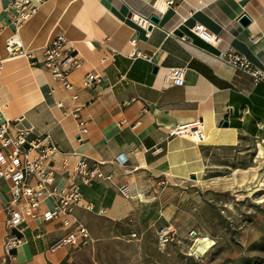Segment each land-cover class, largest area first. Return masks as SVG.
Returning a JSON list of instances; mask_svg holds the SVG:
<instances>
[{
	"label": "crops",
	"instance_id": "0c3cea01",
	"mask_svg": "<svg viewBox=\"0 0 264 264\" xmlns=\"http://www.w3.org/2000/svg\"><path fill=\"white\" fill-rule=\"evenodd\" d=\"M6 6L7 0H0V57H6V40L15 31ZM242 15L247 24L239 21ZM133 16H156L158 23L148 29L151 22L144 27ZM195 23L215 34L217 43L192 33ZM60 33L81 59L69 75L73 88L66 90L27 58L5 59L0 122L9 121L12 130L27 128L52 138L59 148L53 157L58 187L75 182L76 159L69 157L65 168L64 153L76 152L99 163L105 174L112 173L110 180L79 184L82 200L73 216L89 230L93 219L116 221L133 213L135 206H128L119 192L123 184L141 196L150 187L192 175L199 181L214 149L247 139L264 145V78L255 79L223 57L234 50L264 72V0H174L172 5L166 0H43L17 29L26 48L38 49V57L39 49ZM255 36L257 43L251 40ZM171 67L185 68L182 86L166 81ZM88 72L100 75L96 88L81 84ZM76 107L86 121L85 134H79L72 114ZM195 120L203 124L201 143L170 134L174 127ZM155 147L161 150L153 153ZM121 153L127 156L122 164L115 160ZM9 198V181L0 180V264ZM52 204L45 198L37 216L24 222L25 241L14 251L18 264L69 262L72 247H55L67 230L59 219L41 217Z\"/></svg>",
	"mask_w": 264,
	"mask_h": 264
},
{
	"label": "rangeland",
	"instance_id": "374dc122",
	"mask_svg": "<svg viewBox=\"0 0 264 264\" xmlns=\"http://www.w3.org/2000/svg\"><path fill=\"white\" fill-rule=\"evenodd\" d=\"M210 158L199 181L150 187L125 198L137 212L93 219L88 242L70 245L64 264H264V145L247 139ZM164 225L173 236L161 246Z\"/></svg>",
	"mask_w": 264,
	"mask_h": 264
},
{
	"label": "built area",
	"instance_id": "2783aa9c",
	"mask_svg": "<svg viewBox=\"0 0 264 264\" xmlns=\"http://www.w3.org/2000/svg\"><path fill=\"white\" fill-rule=\"evenodd\" d=\"M42 2L43 0H7L6 8L10 12V21L15 31L6 40L4 47L6 57H0V73L5 59L24 57L29 59L32 65L39 64L47 70L63 88L71 90L74 85L69 75L81 64V59L64 34L55 35L47 45L39 49L40 57L36 54L38 49L26 48L17 35V29L36 13ZM166 3L172 5L174 0H166ZM132 18L144 27L150 24L146 18L139 16ZM190 30L204 42L215 44L218 41V37L201 23H195ZM181 40L184 41L185 37ZM251 40L257 43L259 37H252ZM223 57L231 65L253 75L255 79L264 78V72L255 69L244 55L229 50L223 53ZM184 75V67H171L167 70L165 79L170 85L182 86ZM100 83L101 77L96 72H88L81 79V84L87 88H96ZM72 98L75 99L77 96L73 94ZM78 111L79 108L76 107L72 114L78 122L81 135L87 132V126ZM170 134L187 137L196 143H201L205 139L203 124L200 120L178 125L171 129ZM160 150V147L152 149L153 153ZM57 153L59 148L48 134L38 135L27 128L12 130L9 121L0 122V180L9 181L10 195L6 219L8 231L2 243L1 261L4 264H18L14 251L25 241L23 224L28 217L37 216L40 203L48 197L52 199L53 204L50 209L41 214L42 219L44 221L59 219L61 225L67 230V233L56 242L55 247L85 244L89 240L88 228L73 216L75 207L80 205L82 200L79 184H87L93 179L110 180L113 175L105 174L99 163H90L85 157L78 156L72 151L63 154L62 164L66 168L69 157L76 159L72 167V177L75 182L69 186L58 187L54 185L56 171L53 162V157ZM115 160L122 164L126 162L127 156L121 153ZM119 192L124 198L132 196V190L128 184L121 185ZM87 208L91 209V206ZM172 236L173 229L164 225L157 233V243L164 246L169 243Z\"/></svg>",
	"mask_w": 264,
	"mask_h": 264
},
{
	"label": "water",
	"instance_id": "95a60500",
	"mask_svg": "<svg viewBox=\"0 0 264 264\" xmlns=\"http://www.w3.org/2000/svg\"><path fill=\"white\" fill-rule=\"evenodd\" d=\"M149 20H150L151 24L149 25L148 29H151L152 24H157L158 23V17H156V16H150ZM239 21L244 23V24H247L248 23V18L245 15H242L240 17ZM226 125H227V121H224L222 123V126H226ZM191 178L194 179L196 177H195V175H192Z\"/></svg>",
	"mask_w": 264,
	"mask_h": 264
},
{
	"label": "bare ground",
	"instance_id": "6f19581e",
	"mask_svg": "<svg viewBox=\"0 0 264 264\" xmlns=\"http://www.w3.org/2000/svg\"><path fill=\"white\" fill-rule=\"evenodd\" d=\"M237 169H239V168H237ZM247 171H248V170H247ZM247 171H246V172H247ZM257 171H258V170H257ZM257 171H256V172H257ZM251 172H252V171H251ZM244 173H245V172H244ZM244 173H242V174H244ZM252 173H253V172H252ZM252 173H251V174H252ZM237 174H238V173H237ZM251 174H250V175H251ZM244 175H245V174H244ZM256 175H257V174H256ZM256 175H255V176H256ZM231 176H232V175H231ZM240 176H241V173H240ZM246 176H247V175H246ZM259 176H260V175H259ZM235 177H236V176H235ZM248 177H249V175H248ZM248 177H247V179H248ZM227 178H228V177H227ZM236 178L239 179L238 177H236ZM241 178H242V176H241ZM243 178H244V177H243ZM252 178H253V177H252ZM252 178H251V179H252ZM253 179H254V178H253ZM255 179H256V178H255ZM241 180H242V179H241ZM263 180H264V179H263ZM263 180H262V181H263ZM223 181H224V180H223ZM227 181H228V180H227ZM229 181H230V180H229ZM234 181H235V180H234ZM235 182H236V181H235ZM239 182H240V181H239ZM229 183H230V182H229ZM241 184L244 185L243 182H242ZM228 185H229V184H228ZM245 185H246V184H245ZM263 185H264V184H263ZM238 186H239V185H238ZM240 186H241V185H240ZM254 186H255V185H254ZM257 186H259V185H257ZM225 189H226V188H225ZM131 190H132V189H131ZM251 190H252V189H251ZM256 190H261V188H258V189H256Z\"/></svg>",
	"mask_w": 264,
	"mask_h": 264
}]
</instances>
